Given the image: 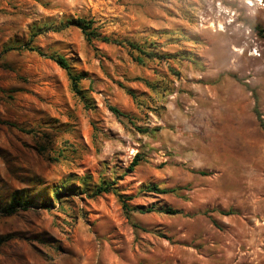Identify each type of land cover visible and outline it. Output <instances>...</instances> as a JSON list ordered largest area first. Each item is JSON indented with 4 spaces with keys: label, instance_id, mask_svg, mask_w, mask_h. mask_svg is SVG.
I'll return each mask as SVG.
<instances>
[{
    "label": "rangeland",
    "instance_id": "374dc122",
    "mask_svg": "<svg viewBox=\"0 0 264 264\" xmlns=\"http://www.w3.org/2000/svg\"><path fill=\"white\" fill-rule=\"evenodd\" d=\"M247 88L264 126V0H0V264H264Z\"/></svg>",
    "mask_w": 264,
    "mask_h": 264
},
{
    "label": "trees",
    "instance_id": "16d2710c",
    "mask_svg": "<svg viewBox=\"0 0 264 264\" xmlns=\"http://www.w3.org/2000/svg\"><path fill=\"white\" fill-rule=\"evenodd\" d=\"M68 25H71V26L79 29L81 31L82 35L84 36L85 40L88 43L91 42L92 40H97V41H100V42L106 43V44H114V45H122L123 44L120 41L112 40V39H110L108 37L100 36V34L97 33L94 28H92V22H90V21H86L84 19H76V20H73L71 22H68ZM44 29H47V28H44ZM36 35L37 34H34L33 37H35ZM127 44L132 49H135V50L140 52V50H139V48H137V46H134V45H132L130 43H127ZM24 49L29 51V52H34V53L38 54L41 57H46L49 60L53 61L57 66H59L60 69H62V70H64L66 72V74H67V76L69 78V81H70V85H71L72 91L78 96L81 94V91L78 88V83H79L81 78L71 74V72L69 71V69H70L69 65L67 64V61H66L65 58H63L61 56H53V55L45 56V54H43L39 49L34 48V47H30L28 44L26 46H24ZM11 50L12 49H5L3 51V53H6V52L11 51ZM147 57L161 59L160 56H158L157 54H153V53L152 54H147ZM247 89L251 92V96H252V99H253L252 112L255 115V118H256L259 126L261 128H264L263 121L261 119V114H260L259 109H258L259 98H258V96H257V94H256L254 89H249V88H247ZM129 95L133 97V95L131 93H129ZM113 112L116 115H120L116 110H113ZM7 125H10V124H7ZM137 165H138V161L136 159H134L133 162L131 163V169L133 167L137 166ZM200 175H205V174L204 173H200ZM74 181H76V178H74V177L68 178L67 182L64 185H62L60 188H57L56 191L59 192V189H61V190L66 189L68 192H70L71 188L69 187L70 184H68V183H73ZM109 191H110V187L109 186L108 187H99L95 191V195H99L101 193H107ZM148 191H154L156 193H163V194L169 192V191H159L153 186L149 187ZM62 201L63 200H61V202ZM28 207H29V205L25 201H21V200L17 199L16 197H13L12 198V202L7 207H5L4 209L0 208V210L5 215H11V214H14L17 211V209L26 210ZM123 208H124V210L129 211V208L126 206V204H123ZM61 209H63V206L61 207ZM161 211L164 214H169V215L176 214L175 211H172L171 209H168V208L167 209H163Z\"/></svg>",
    "mask_w": 264,
    "mask_h": 264
}]
</instances>
